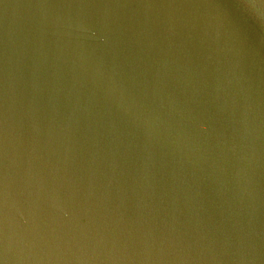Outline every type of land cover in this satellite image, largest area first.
I'll list each match as a JSON object with an SVG mask.
<instances>
[{
    "label": "water",
    "instance_id": "water-1",
    "mask_svg": "<svg viewBox=\"0 0 264 264\" xmlns=\"http://www.w3.org/2000/svg\"><path fill=\"white\" fill-rule=\"evenodd\" d=\"M0 264H264V0H0Z\"/></svg>",
    "mask_w": 264,
    "mask_h": 264
}]
</instances>
